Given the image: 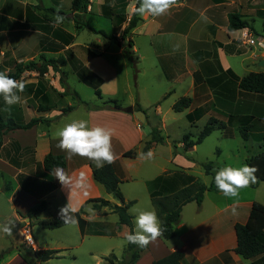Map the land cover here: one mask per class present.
Segmentation results:
<instances>
[{"label":"crops","instance_id":"1","mask_svg":"<svg viewBox=\"0 0 264 264\" xmlns=\"http://www.w3.org/2000/svg\"><path fill=\"white\" fill-rule=\"evenodd\" d=\"M61 1L55 0L53 4L47 5L66 13L63 22L57 25L43 18L42 11L35 7L39 0H0V71L8 75L14 71L17 63L34 60L35 55L43 54L47 57L63 55L67 62L61 69L69 68L77 79L91 87L95 94V88L79 77L74 66L82 63L92 74L101 78V97L96 94L99 101L91 99L92 97L90 100L84 99L80 92L71 90L66 82L58 85L57 79L52 78L48 84L47 78L46 81L39 78L41 75L37 70L23 72L16 80L21 81L26 74L36 77L25 87L33 102L25 106L26 99L21 93L20 103L13 105L9 111L5 110L7 106L0 96V110L6 116L21 119L23 123L33 117H42L48 121H39L31 128L15 129L4 135L3 146L0 149V174L5 180V190L8 185L9 189L28 194L39 202L45 200L47 209L42 212L49 210L48 217L61 216V208L68 204L77 211L83 206L81 216L86 221V233L81 232L80 225L75 220L59 228L49 229L61 232L50 234L48 240H45L32 235L31 226L36 221L30 223L31 219L26 216L32 206L22 213L15 201L16 195L8 198L10 208L13 210L11 216L16 218L13 225L16 227L17 235L24 238L21 234V224L26 221L36 249L59 250L57 253L59 257L42 261L40 264L66 258L75 262L85 255L92 261L88 264H111L106 256L113 252L118 260H121L122 255H118L116 250H121L122 245L128 243L126 236L130 234L129 226L121 224L118 214L112 210V205L121 203L94 178L92 168L96 165L93 161L78 155L70 157L66 151L57 147L59 142L57 133L64 127L59 129L58 125L61 121L68 124L74 120H86L90 127L100 126L112 130L111 142L120 176L119 186L124 183H136L134 186L124 185L123 188L120 186L125 201H133L129 212L139 204V201L144 205V208L139 210L156 212L152 202L153 194L165 196L186 186L193 178L199 179L196 175L200 163L196 155L197 144L184 149V143L181 141L179 145L183 148L182 151L170 150L164 156H161L156 144H153L150 148L154 154L153 158L140 157L145 141L150 139L149 132L145 134L146 125L150 123L159 129L167 126V116L163 112L160 100L170 92H173L177 99L182 96L192 97L190 107L176 111L187 119V114L195 108L203 110L200 119L194 121L188 119L192 125L214 116L225 122L230 120L229 125L238 133L240 124L245 122L246 118H250L252 124L250 138L253 140L255 136V139L250 144L252 148L250 152H243L245 163L247 156L264 150V95L244 91L238 86L237 77L241 78L253 70L247 67L242 73V54L246 53L247 44L241 40L242 29L230 30L229 15L239 14L242 19L248 20L253 33H256L249 18L253 15L264 18V5L261 0H180L178 6L173 7L166 15L158 17L138 15L140 19L137 25L123 35V30L129 24L136 8L137 0H90L85 18L96 12L99 17L111 21V33L116 32L117 35L116 38L104 36L107 44L103 49L91 46L92 41L78 39L80 30L84 28L76 27L71 19L74 13L72 7H66L68 5ZM49 15L55 18L57 14ZM95 41L101 42L99 37H96ZM112 43H117L118 48L112 50ZM126 46L135 55L136 65L147 60L148 67L147 63H144V67L140 68L142 74H138L137 77L139 79L143 75V82L142 84L137 82L135 85L130 81L129 72L126 70L124 97L120 95L121 78L113 58L121 57L128 60ZM105 54L112 56V59ZM262 59L264 53H261L259 61ZM228 70H232L235 75L227 72ZM261 70H264V67L257 71ZM49 71L44 75H49ZM65 87H68V91ZM37 88L43 89L49 97L50 108L47 111L38 110V101L33 97ZM76 92L78 96L74 95ZM68 94L73 101L67 103V106L74 107L65 112L63 110L67 106L63 105L61 98ZM109 99H115L120 107L106 105L105 102ZM145 104L155 105L156 115H161L160 124L153 120L149 113H145L147 123L144 124L134 113L121 109L122 106L132 105L137 110V105L143 107ZM97 105L105 107L97 109L95 108ZM142 110L145 112L143 108ZM31 114L34 116L31 117ZM177 117L179 116L174 118ZM220 131L223 134L224 130ZM242 141L245 143L249 140L244 141L242 138ZM244 143L242 147H247ZM129 150H135L137 154L134 157L125 156V152ZM49 152L64 154L66 157V166L54 168L52 182L44 176L43 167V160ZM161 159L173 163L174 167L168 168ZM212 161L213 173L209 175L213 178L215 172L221 169L225 162L222 164ZM56 169H62L67 175L66 185L55 176ZM13 181L16 182L14 189ZM263 184L264 182H261L255 187L250 185L241 189L235 198L225 197L217 187L208 189L200 205L192 201L183 207L181 219L175 225V235L169 239L158 237L150 242L135 264H152L154 260L176 250L184 253L182 264H251V259L243 258L234 251L237 245L235 224L247 221L254 201L264 203V186L260 189ZM95 198H105L111 205L96 209L93 203L89 202ZM234 206L235 215L231 212ZM42 212L36 220L47 218L40 217ZM130 213L133 215L135 232V215ZM6 217L10 218L9 215ZM28 219L30 220L27 221ZM68 226L71 228H67ZM1 235L8 237L5 232H1ZM11 241L6 249L0 243V252L8 251V254L0 259V264H28L16 250L18 244L14 240Z\"/></svg>","mask_w":264,"mask_h":264},{"label":"trees","instance_id":"2","mask_svg":"<svg viewBox=\"0 0 264 264\" xmlns=\"http://www.w3.org/2000/svg\"><path fill=\"white\" fill-rule=\"evenodd\" d=\"M180 1V0H179ZM139 0L136 2V7L138 6ZM90 4V0H72L71 7L74 12L71 16V19L75 22V25L78 29L88 28L93 32L102 34L108 38H116L115 33H107L103 29H96L91 26L85 18V12L88 9ZM38 9L48 10L52 13L59 15H66V13L62 10H57L53 7H45L43 5L37 4L35 5ZM43 17L49 21L55 22V18L44 14ZM139 16L133 12V15L130 18L129 24L123 30V35L129 33L136 25L139 20ZM229 28L230 30L242 29L245 27H249L251 30L253 28L250 26L248 20H244L237 13H232L229 15ZM131 46L130 42L128 41ZM126 52L129 54L133 65L136 66V58L133 56V52L126 46ZM41 61L37 62L34 60H30L27 63L19 62L15 65V69L12 73L8 75L13 77L14 79L19 78L23 72L26 70H37L41 76L47 73L50 68L56 72L61 73V81L65 82L66 72L61 69V66L65 65L67 60L63 55L58 57H47L46 55H41ZM75 71L83 80H85L88 84L92 85L95 88L96 94L101 97L100 84L102 82L101 78L92 74L89 70H87L82 63H77L74 66ZM227 72L232 73V70H228ZM235 75V74H234ZM237 77V76H235ZM238 86L247 92L259 93L264 95V70L261 71H251L248 74L238 78ZM78 96L77 92L74 94ZM33 97L39 102L38 110L39 111H47L49 110V97L46 93H44L43 89L37 88L33 94ZM193 99L190 96H182L177 99L173 104V109L175 111H182L192 105ZM89 105L88 102H85ZM106 105L109 107L119 108L120 104L115 99H109L106 102ZM74 106H67L63 111H69L73 109ZM105 106L97 105L95 108L101 109ZM137 110H142L140 105H137ZM203 115V110L201 108H195L192 112L187 114V117L190 121H194L200 119ZM39 121L47 122L48 120L42 117H33L28 122L23 123L21 121H17L15 118L11 116H6L0 110V149L3 146V137L9 131L15 129H28L37 124ZM230 120L225 122L223 120H219L218 118L211 116L207 123L202 127L199 134L196 138H191L190 134L184 135L182 141L184 143V149H188L193 147L196 144L201 143L208 135H210L214 130H224L225 135H231L232 129L229 125ZM150 127V139L145 141L144 146L142 148V153H147L152 144L155 142H164L165 138L161 133V130L157 126H152L148 123ZM251 122L250 118H246L245 122L240 124V135L244 141H247L250 138V130H251ZM137 154L135 150H129L125 152V156L134 157ZM247 165H255L259 171L256 173L257 181L251 186H257L261 182H264V150L259 153L252 154L246 157ZM66 166V157L64 154H54L49 152L44 160V176L48 178L51 182L53 181L52 173L54 168L56 167H64ZM202 166L205 168L207 174H212L214 163L212 160H208L202 162ZM93 175L94 178L102 183L106 188V191L119 201H122V204L112 205V210L116 212L119 216V222L121 224H126L130 228V233H134L133 229V215L129 212V207L133 203V201L126 202L123 196V193L120 189V176L117 171V166L114 163L105 164L103 168H97L93 166ZM55 186V184H53ZM214 177L210 185H206L201 183L199 179L193 178L192 181L186 186L176 190L175 192L169 193L165 196H157L155 194L152 195V202L156 208V213L159 219L162 221V227L164 229L162 238H172L175 235V225L181 219V213L183 207L192 202L196 201L199 205L202 203L204 194L208 189L215 188ZM6 189H9V186H6ZM89 202L93 203L94 208L100 209L103 206L111 205L109 200L105 198H95L89 200ZM47 209V202L42 200L41 202L33 205L26 213V216L31 219V222L36 221V223L40 224L44 228L54 229L59 228L65 224H68L74 220H77L81 232L86 233L85 226L86 221L81 216L83 213L82 208L77 211L73 215H69L65 220L62 216H50L44 219H37L39 213ZM235 233L237 237V245L234 248V251L243 258L251 259V264H264V203L259 201H254L252 203L250 213L248 219L245 223H236L235 224ZM149 246V245H148ZM147 247H139L135 244L127 243L126 253L123 255L121 260H118L117 256L114 253L106 256V259L109 260L111 264H135L136 260L140 257L141 253L146 250ZM24 244H18L15 248L20 254V256L28 263V264H40V262L59 257L57 253L59 250L51 249V248H37L33 249L30 254L25 250ZM7 251L0 252V259H2ZM184 253L181 251H173L170 254L154 260L152 264H182Z\"/></svg>","mask_w":264,"mask_h":264},{"label":"rangeland","instance_id":"3","mask_svg":"<svg viewBox=\"0 0 264 264\" xmlns=\"http://www.w3.org/2000/svg\"><path fill=\"white\" fill-rule=\"evenodd\" d=\"M54 1L55 0H39L38 4L43 5L45 7H48L47 5L53 4ZM63 1L65 2V4L68 5V6L65 5L66 7L69 8L71 6V2H72L71 0H62L61 2H63ZM261 1L264 5V0H261ZM39 10L42 11V16L44 14L49 15L50 13H52L51 11H48V10H43V9H39ZM86 19H87L88 23L91 24L93 27H96L97 29H104L107 33L112 32V28H111V24H110L111 21L107 18L99 17L96 14V12H94L93 14L87 15ZM249 19L257 31L255 34L262 35L264 37V18L260 15H253V16H250ZM133 36H134V38L137 37L135 34ZM96 37L100 38V40H101L100 43L95 41ZM78 39L79 40L86 39L87 41H92L91 46L100 47L103 49L105 48V44H107L105 37L102 34L93 32L91 29H88V28H84V29L80 30V34H79ZM112 44H113L112 50L118 48L117 43H112ZM245 47H246V53L242 54V73H244L247 70V67H251L253 71L260 70L261 67L258 65L259 57L261 56V53H264V48L260 45L259 42H257L256 44H254L252 46L245 45ZM109 52H111L110 49H109ZM107 56L110 59H112V56L106 55V57ZM126 56H128V60L127 59L124 60L121 57H116V58H113L114 62L112 61L114 63V65L116 66V68L118 69L117 71L119 72V75L121 78L120 79V95H122L124 97L126 96V94H125L126 92H125V88H124V81H125V77L127 75L126 70H128V72H129L128 74H129L130 81L135 85L137 82L141 83V84L143 82V75H141L139 77V79L137 77L138 74L139 75L142 74V70L140 72V68H142L144 63H147V67H148V61L147 60H145L143 62H139V63H137L136 66H134L133 62H132V60L129 57V54L127 52H126ZM133 56H135V55H133ZM34 60L41 61L40 55H35ZM67 69L68 70L65 69V71H66L65 82L68 83L71 90H77L78 92H80L81 96L84 99L90 100V98L92 97L91 99H94L95 101H99L98 96L95 94L94 90L91 87L87 86L85 83L80 82L77 79V76L69 68H67ZM48 74L49 75H44L43 77L39 76V78L43 79L44 81H46L45 78H47L48 84H50V80L52 78L57 79L58 85H63L65 83V82H62L60 79L61 73L56 72V71L51 69V71H49ZM35 78H36L35 75L32 76V75L26 74L25 77L23 79H21V81L25 83V86H29L31 84V81L34 80ZM65 89L68 91V87H65ZM52 90L53 89H51V91H50L51 94L53 93ZM148 91H150V90H148ZM23 94H24L25 99H26V102H24L25 106L27 104H31V102H33V100L30 99V95L25 90H24ZM166 95L167 96H164L160 100V104L162 106L163 112L167 116V121H166L167 126L164 128L160 127L161 133L164 136L165 141L153 143V144H156V148L161 153V156L168 154V152L170 150L175 151L177 149V151H182L183 148L179 144L182 141L184 135L190 134L191 138H193V139L196 138L197 135L199 134L200 130L202 129V127L208 121L206 119H203L200 122H197L196 125L195 124L192 125V123L186 117L181 115L182 113H179V112H176L175 110H173V108H172L173 101L175 99H177V98H175V94L173 92H170V94H166ZM61 99H62L63 105H65V106L68 105L67 103L73 101L71 95H69V94L62 96ZM142 108L145 110V113H149L151 115L152 119L160 124L159 120L161 118V115L160 116L156 115L155 105L145 104ZM167 110H169V112ZM31 112H28V113H31ZM177 115L179 117L174 118ZM32 116H34V115L31 114V117ZM26 118L28 119L29 116ZM17 121H21V119H18ZM65 124H67L66 121H61L60 124L58 125V128L59 129L62 128L63 126H65ZM231 129H233L231 135L226 136L224 132L222 134V132L220 130H216L210 136L205 138L201 143L197 144L196 155H198L199 159H197V160L200 163L196 169V175L199 177V180L201 183H206V184L210 185V183L212 181V175H209L206 173L205 168L201 165L202 164L201 162L208 161V160H214L215 162H221L222 164L225 162V164H223L221 166L222 168L226 167L228 165H231V167H242L243 165L246 164V162L244 163V161H243V152L244 151H247L248 153L250 152V150L252 149L250 144H252L253 140L255 139V136H253L254 137L253 140L251 137L250 139H248L249 140L248 142L244 143L242 141V137L239 135V132L235 133V129L232 128V125H231ZM147 133L148 132L145 130L146 135H147ZM242 143L246 144L247 147H242V145H243ZM219 150L222 152H219ZM3 155H5V153H3ZM162 161L164 162V164L168 168L172 169L174 167L173 163L165 161V160H162ZM135 184L136 183H134V182H130V183H124L120 186H121V188H123L124 185L125 186H129V185L134 186ZM15 186H16V182L13 181V183H12L13 189L15 188ZM261 186L262 187H260V189L263 188L264 184ZM4 187H5V180L1 177V174H0V213H1L0 214V229H2L3 226H8L11 229V234H8V237L2 236L1 232H3V231L0 230V243H1L2 247L6 249V247H8V245H10V243L12 242L11 240H14L17 244H24L25 250L27 251L28 254H30L33 250L32 246L28 242H26L24 238H21L19 235H17L16 230H15L16 227L14 228L13 224L16 222V218L14 216H11V215H13V213H12L13 210L10 208V203L8 202V198L10 196H13L14 194L16 195L15 201L18 203L19 209L22 213H24L26 209H29V207L37 204L39 201H37L36 198H34L28 194H25L23 192L17 193L16 191H13L11 189L5 190ZM1 189H3V190H1ZM263 192H264V188H263ZM263 196H261V197H263ZM110 198H112V196H110ZM138 203H139L138 205L134 206L131 209L144 208V205L141 203V201H139ZM205 206H206V203H205ZM8 215L10 216V218L6 217ZM48 216H49V210L42 212L40 214V217H48ZM70 226H72V225H70ZM70 226H68L67 228H71ZM31 228H32V235L35 238L39 237V238H44L45 240H48V237L50 236V234L61 232L58 230L52 231L49 229H45L44 227H42L41 225H39L36 222H34L32 224ZM59 230H65V229H59ZM126 249H127V244L126 245L124 244V245H122L121 250H116V253H118V255H122V257H123V255L126 253ZM73 250H75V249H73ZM3 251H5V250H3ZM7 254H8V251L5 253V256ZM89 262L92 263L91 259L87 255H85L82 258H78V260L75 262L71 261L70 258H66V259H61V260L53 259V260L49 261L47 264H88Z\"/></svg>","mask_w":264,"mask_h":264},{"label":"clouds","instance_id":"4","mask_svg":"<svg viewBox=\"0 0 264 264\" xmlns=\"http://www.w3.org/2000/svg\"><path fill=\"white\" fill-rule=\"evenodd\" d=\"M179 0H139L138 6L134 9V13L140 16H162L178 6ZM59 13V8H57ZM64 20V16L57 14L55 24H60ZM25 83L18 81L13 77L0 71V96L7 108L11 109L13 105L20 103L21 93L25 90ZM112 130L96 126L90 127L86 120H74L66 124L57 133L59 142L57 147L66 151L69 156H80L93 161L97 168H103L105 164H112L116 160V156L112 150ZM153 152L149 150L147 153H141V159L153 158ZM259 169L255 165H243L242 167L226 166L216 171L214 182L216 187L227 198H235L239 195L241 189L249 187L256 183V173ZM55 176L59 181L66 185L68 182L67 175L62 169H56ZM77 212L75 207L69 204L61 208L60 215L63 219H67L70 213ZM135 215V232L126 236V240L141 248L147 247L150 242L156 240L163 235L164 229L162 221L159 219L154 210L130 209ZM233 215L236 214L235 206L231 209ZM73 222L75 220L73 219ZM3 232L11 234L8 226H3Z\"/></svg>","mask_w":264,"mask_h":264},{"label":"built area","instance_id":"5","mask_svg":"<svg viewBox=\"0 0 264 264\" xmlns=\"http://www.w3.org/2000/svg\"><path fill=\"white\" fill-rule=\"evenodd\" d=\"M241 40L249 45L252 46L254 44H256L257 42L260 43V45L264 48V37L262 35H257L255 33L252 32V30H250L249 28H242L241 30ZM21 234L24 237L25 241L28 242L33 249L35 248V243L33 240V237L31 235V231L28 225H24L21 228Z\"/></svg>","mask_w":264,"mask_h":264},{"label":"water","instance_id":"6","mask_svg":"<svg viewBox=\"0 0 264 264\" xmlns=\"http://www.w3.org/2000/svg\"><path fill=\"white\" fill-rule=\"evenodd\" d=\"M258 65L260 67H264V59L260 60ZM121 109L125 112H128V113H134L137 118L139 119L140 122L142 123H146V118H145V112L143 110H135L134 107L132 105H128V106H122ZM150 127L149 125L147 124L146 125V131L147 132H150ZM120 203L122 204L123 202L120 201ZM30 219H28L27 221H29ZM26 224V221L23 222V224H21V226H24Z\"/></svg>","mask_w":264,"mask_h":264}]
</instances>
